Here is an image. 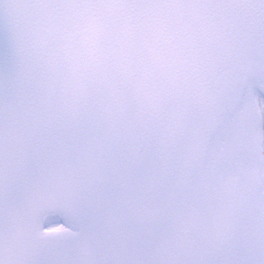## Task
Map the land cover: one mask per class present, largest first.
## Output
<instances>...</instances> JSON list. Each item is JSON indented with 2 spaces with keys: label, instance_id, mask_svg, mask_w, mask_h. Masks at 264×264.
<instances>
[{
  "label": "snow or ice",
  "instance_id": "snow-or-ice-1",
  "mask_svg": "<svg viewBox=\"0 0 264 264\" xmlns=\"http://www.w3.org/2000/svg\"><path fill=\"white\" fill-rule=\"evenodd\" d=\"M0 264H264V0H0Z\"/></svg>",
  "mask_w": 264,
  "mask_h": 264
}]
</instances>
